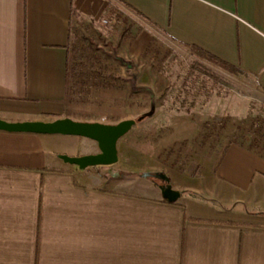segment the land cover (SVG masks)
I'll return each mask as SVG.
<instances>
[{"label": "crops", "instance_id": "obj_1", "mask_svg": "<svg viewBox=\"0 0 264 264\" xmlns=\"http://www.w3.org/2000/svg\"><path fill=\"white\" fill-rule=\"evenodd\" d=\"M110 3L138 23L136 34L110 43L126 60L159 31L238 67L264 90V0H0V119L69 117L70 43L81 20L98 22ZM74 137L0 130V264H264L259 154L235 143L225 149L210 181L222 206L191 177L172 185L192 195L168 202L152 181L133 191L135 180L110 166L65 162L61 155L83 154Z\"/></svg>", "mask_w": 264, "mask_h": 264}, {"label": "rangeland", "instance_id": "obj_2", "mask_svg": "<svg viewBox=\"0 0 264 264\" xmlns=\"http://www.w3.org/2000/svg\"><path fill=\"white\" fill-rule=\"evenodd\" d=\"M109 11L98 22L82 19L70 43L66 115L107 124L136 119L119 140V161L110 170L135 180L133 191L140 190L139 182L152 181L138 177L147 171L168 176L177 187L191 183V177L209 193L215 191L203 198L220 206L222 194L210 181L225 149L239 141L264 152V90L245 72H228L206 61L208 68L196 64V54L159 31L138 59L126 60L110 43L121 44L133 30L136 34L138 23L117 5ZM73 140L80 156L99 151L89 138ZM163 176L152 182L164 184ZM184 194L192 195L182 191L181 198Z\"/></svg>", "mask_w": 264, "mask_h": 264}, {"label": "water", "instance_id": "obj_3", "mask_svg": "<svg viewBox=\"0 0 264 264\" xmlns=\"http://www.w3.org/2000/svg\"><path fill=\"white\" fill-rule=\"evenodd\" d=\"M137 124L136 119H126L117 124L78 121L59 118L54 121L9 122L0 119V130L9 132H30L37 134H61L86 137L98 143L100 152L84 156L61 155L70 164L86 169L93 166H111L119 161V140ZM164 184L159 185L162 196L168 202H176L182 192L175 189L168 176H163Z\"/></svg>", "mask_w": 264, "mask_h": 264}, {"label": "trees", "instance_id": "obj_4", "mask_svg": "<svg viewBox=\"0 0 264 264\" xmlns=\"http://www.w3.org/2000/svg\"><path fill=\"white\" fill-rule=\"evenodd\" d=\"M75 13V11H74ZM194 54H196L197 56V60H195V63L196 64H199L200 66H205L207 67V65L204 63V61L206 62H209L211 64H213L214 66H217L219 68H222L228 72H232V73H236V72H244L242 71L241 69H239L238 67L218 58L217 56L197 47V46H187ZM70 62H71V58H70ZM208 68V67H207ZM148 89V88H147ZM232 143H235V144H239V145H242V143H240L239 141H234ZM249 148V147H248ZM252 150V147L250 148ZM254 151V150H253ZM255 153L259 154L261 157L264 158V152L261 153V152H257V151H254ZM199 172V171H198ZM198 174V173H197ZM164 174L160 173V172H143V173H140L138 175V177L140 178H145V179H148V180H152V181H155V177H160V176H163ZM200 175V174H199ZM159 186V185H158ZM164 201H167L164 199Z\"/></svg>", "mask_w": 264, "mask_h": 264}]
</instances>
